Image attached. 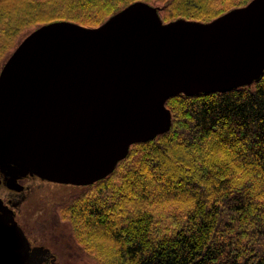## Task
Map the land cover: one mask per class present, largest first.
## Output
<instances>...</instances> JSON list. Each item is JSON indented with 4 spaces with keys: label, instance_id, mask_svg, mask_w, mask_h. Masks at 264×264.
Wrapping results in <instances>:
<instances>
[{
    "label": "water",
    "instance_id": "1",
    "mask_svg": "<svg viewBox=\"0 0 264 264\" xmlns=\"http://www.w3.org/2000/svg\"><path fill=\"white\" fill-rule=\"evenodd\" d=\"M160 10L137 1L99 26L55 21L19 43L0 70V188L19 194L30 178L91 185L133 144L170 130V97L263 75L264 0L210 22H164ZM9 205L0 198V264L54 263Z\"/></svg>",
    "mask_w": 264,
    "mask_h": 264
},
{
    "label": "trees",
    "instance_id": "2",
    "mask_svg": "<svg viewBox=\"0 0 264 264\" xmlns=\"http://www.w3.org/2000/svg\"><path fill=\"white\" fill-rule=\"evenodd\" d=\"M137 1L164 22H210L251 0H0V70L36 28L96 27ZM166 106L170 130L133 144L58 215L96 264H264V73Z\"/></svg>",
    "mask_w": 264,
    "mask_h": 264
},
{
    "label": "rangeland",
    "instance_id": "3",
    "mask_svg": "<svg viewBox=\"0 0 264 264\" xmlns=\"http://www.w3.org/2000/svg\"><path fill=\"white\" fill-rule=\"evenodd\" d=\"M22 184L25 189L19 194L2 186L0 198L5 203L12 201L13 206H9L31 244L50 248L56 257L52 264H96L73 239L70 224L58 215V207L86 187L58 185L38 178L23 180Z\"/></svg>",
    "mask_w": 264,
    "mask_h": 264
},
{
    "label": "flooded vegetation",
    "instance_id": "4",
    "mask_svg": "<svg viewBox=\"0 0 264 264\" xmlns=\"http://www.w3.org/2000/svg\"><path fill=\"white\" fill-rule=\"evenodd\" d=\"M47 264H51V263L49 262V263H47Z\"/></svg>",
    "mask_w": 264,
    "mask_h": 264
}]
</instances>
